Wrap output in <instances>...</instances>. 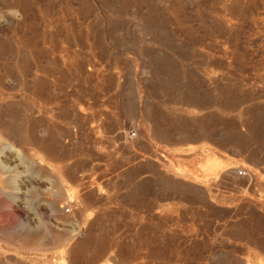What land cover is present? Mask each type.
Listing matches in <instances>:
<instances>
[{
	"label": "rangeland",
	"instance_id": "1",
	"mask_svg": "<svg viewBox=\"0 0 264 264\" xmlns=\"http://www.w3.org/2000/svg\"><path fill=\"white\" fill-rule=\"evenodd\" d=\"M0 264H264V0H0Z\"/></svg>",
	"mask_w": 264,
	"mask_h": 264
},
{
	"label": "built area",
	"instance_id": "2",
	"mask_svg": "<svg viewBox=\"0 0 264 264\" xmlns=\"http://www.w3.org/2000/svg\"><path fill=\"white\" fill-rule=\"evenodd\" d=\"M236 173H237L238 175H240V176H244V175H246V169H245V168H242V167H238V168L236 169ZM64 210H65L66 212L69 211V207H65Z\"/></svg>",
	"mask_w": 264,
	"mask_h": 264
},
{
	"label": "bare ground",
	"instance_id": "3",
	"mask_svg": "<svg viewBox=\"0 0 264 264\" xmlns=\"http://www.w3.org/2000/svg\"><path fill=\"white\" fill-rule=\"evenodd\" d=\"M62 256V255H61Z\"/></svg>",
	"mask_w": 264,
	"mask_h": 264
}]
</instances>
